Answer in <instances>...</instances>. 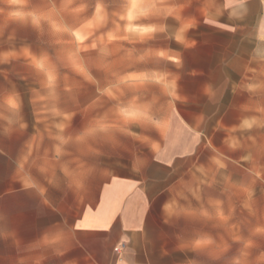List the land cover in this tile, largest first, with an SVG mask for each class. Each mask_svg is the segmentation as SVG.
Returning a JSON list of instances; mask_svg holds the SVG:
<instances>
[{"label":"rangeland","instance_id":"374dc122","mask_svg":"<svg viewBox=\"0 0 264 264\" xmlns=\"http://www.w3.org/2000/svg\"><path fill=\"white\" fill-rule=\"evenodd\" d=\"M171 1L0 0V145L7 151L0 197L19 189L11 177L23 144L52 143L23 171L62 177L71 188L92 175L94 148L106 164L115 140L138 129L132 120L141 105L149 116L191 112L200 90L189 84L205 74L188 69H204L210 58L192 65L189 57L147 55L168 44ZM222 102L226 120L208 126L199 154L212 164V208L244 218L241 230L230 227L222 252L264 264V87H230Z\"/></svg>","mask_w":264,"mask_h":264},{"label":"crops","instance_id":"0c3cea01","mask_svg":"<svg viewBox=\"0 0 264 264\" xmlns=\"http://www.w3.org/2000/svg\"><path fill=\"white\" fill-rule=\"evenodd\" d=\"M171 7L168 44L147 55L189 57L192 65L210 58L204 69H188L205 74L189 84L200 90L194 108L149 116L141 105L132 120L138 129L115 140L106 164L94 148L92 175L71 188L62 177L23 171L52 143L20 146L11 177L19 189L0 197V264H245L222 252L244 218L212 208V164L199 154L208 126L226 120V90L264 87V0H172ZM0 156L7 157L2 145Z\"/></svg>","mask_w":264,"mask_h":264}]
</instances>
